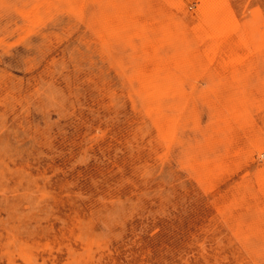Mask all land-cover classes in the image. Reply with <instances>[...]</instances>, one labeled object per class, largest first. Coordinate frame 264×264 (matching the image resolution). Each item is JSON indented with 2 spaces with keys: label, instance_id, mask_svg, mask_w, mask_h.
Returning a JSON list of instances; mask_svg holds the SVG:
<instances>
[{
  "label": "rangeland",
  "instance_id": "1",
  "mask_svg": "<svg viewBox=\"0 0 264 264\" xmlns=\"http://www.w3.org/2000/svg\"><path fill=\"white\" fill-rule=\"evenodd\" d=\"M205 6L0 0V264H264V0Z\"/></svg>",
  "mask_w": 264,
  "mask_h": 264
},
{
  "label": "bare ground",
  "instance_id": "2",
  "mask_svg": "<svg viewBox=\"0 0 264 264\" xmlns=\"http://www.w3.org/2000/svg\"><path fill=\"white\" fill-rule=\"evenodd\" d=\"M176 1V0H175ZM204 1V4L206 5L207 4V6H205V12L206 11H208V12H211V10H212V12H215V13H211V14H219V11L222 9V7L220 6V7H218V5L221 3V1H223V0H203ZM226 1V0H225ZM226 3V2H225ZM224 3V4H225ZM226 6H227V3H226ZM223 12V11H222ZM226 12V11H225ZM221 13V12H220ZM216 14V15H217ZM230 14V13H229ZM231 15H232V13H231ZM229 16V18H228V21H233V22H229L230 24L231 23H235L236 22V20H235V18H234V16L232 17V16ZM232 17V18H231ZM217 20L214 18V19H212V22H207L205 25H207L208 27H210V31H208L209 32V34H207V35H209L208 37L207 36H205V37H207V39L210 37V39H213V38H215V37H217V35H219L221 32H222V30H218L217 29V27L219 26L220 28H222V29H224V28H226L227 27V24H229L228 22H226V20H225V22H216ZM204 25V26H205ZM206 26V27H207ZM206 27H204V31H205V29H206ZM219 28V29H220ZM207 30V29H206ZM207 33V32H206ZM205 33V34H206ZM200 39V38H199ZM218 47V46H217ZM227 53V52H226ZM225 55V54H224ZM225 56H227V55H225ZM225 58V57H224ZM119 182V181H118ZM86 264V263H85Z\"/></svg>",
  "mask_w": 264,
  "mask_h": 264
}]
</instances>
